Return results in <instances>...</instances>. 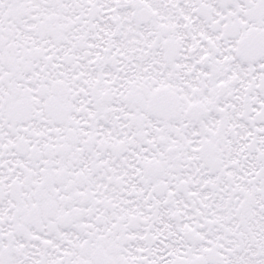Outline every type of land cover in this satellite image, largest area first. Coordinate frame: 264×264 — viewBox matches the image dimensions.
I'll list each match as a JSON object with an SVG mask.
<instances>
[{
    "label": "snow or ice",
    "instance_id": "snow-or-ice-1",
    "mask_svg": "<svg viewBox=\"0 0 264 264\" xmlns=\"http://www.w3.org/2000/svg\"><path fill=\"white\" fill-rule=\"evenodd\" d=\"M0 264H264V0H0Z\"/></svg>",
    "mask_w": 264,
    "mask_h": 264
}]
</instances>
